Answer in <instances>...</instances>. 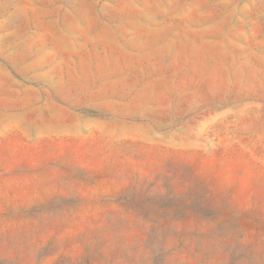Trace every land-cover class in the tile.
I'll use <instances>...</instances> for the list:
<instances>
[{"label": "rangeland", "instance_id": "1", "mask_svg": "<svg viewBox=\"0 0 264 264\" xmlns=\"http://www.w3.org/2000/svg\"><path fill=\"white\" fill-rule=\"evenodd\" d=\"M0 264H264V0H0Z\"/></svg>", "mask_w": 264, "mask_h": 264}]
</instances>
